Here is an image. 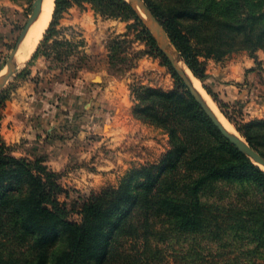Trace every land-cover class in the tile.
<instances>
[{
	"label": "trees",
	"instance_id": "obj_1",
	"mask_svg": "<svg viewBox=\"0 0 264 264\" xmlns=\"http://www.w3.org/2000/svg\"><path fill=\"white\" fill-rule=\"evenodd\" d=\"M145 1L197 77H206L199 54L220 60L233 52L255 55L264 49V0ZM84 3L105 16L140 19L126 0H55L48 31L73 4ZM145 30L157 49L155 38ZM174 73L178 89L146 88L139 94L145 104L138 109L140 117L167 128L172 136L159 170L148 164L131 171L121 185L85 202L80 222L69 219L72 210L59 200L63 188L45 159L15 156L0 141V232L10 231L31 243L35 252L22 262L0 253V264H95L113 256L121 237L166 238L175 230L229 232L264 243V205L237 209L231 204L232 210L222 214L220 204L202 199L218 182L254 185L264 193V171L223 135ZM238 129L264 156V119ZM131 179H136L134 184ZM227 220L232 221L224 223ZM60 238L62 246L57 245ZM120 264L135 263L125 259Z\"/></svg>",
	"mask_w": 264,
	"mask_h": 264
},
{
	"label": "rangeland",
	"instance_id": "obj_2",
	"mask_svg": "<svg viewBox=\"0 0 264 264\" xmlns=\"http://www.w3.org/2000/svg\"><path fill=\"white\" fill-rule=\"evenodd\" d=\"M34 1L0 0V75L32 14ZM53 19L54 15L51 22ZM50 24L29 59L16 64V72L1 90L0 120L7 101L26 80L39 82L46 76L61 73L71 79L70 85L81 86L82 81L87 85L83 71L88 67L92 70L88 76L92 78L90 84L95 92L87 97L91 105L83 115L85 133L79 135L77 129L61 135L75 139V151L80 155L76 154L77 157L60 172L51 168L44 156L16 155L10 145L1 138L0 141L10 146L15 156L45 159L57 173V181L63 188L58 194L59 200L72 210L69 219L80 222L84 203L106 188L121 185L131 171L148 164L158 166L156 169L159 170L165 153L172 146V136L167 128L140 117L138 109L145 104L139 94L146 88L178 89V78L157 41V49L151 43L145 28L153 37L158 36L157 30L148 27L141 19L105 16L91 3H84L82 6L73 4L48 31ZM260 50L255 55L247 50L233 52L220 60L199 54L197 60L207 74L210 64L233 56L248 54L258 60ZM79 76L82 81L77 80ZM197 79L242 139L248 142L238 126L264 119V112L260 113L261 117L249 118L251 111L244 112L234 104L229 106L219 100L204 83V78ZM256 80L260 87L252 90L253 109L264 107V76ZM90 108L92 110L87 111ZM245 114L249 116L245 117ZM135 181L130 180L131 184ZM212 190L211 193L207 190L202 199L220 204L222 214L232 210L231 204L237 209L264 205V193L254 185L244 187L238 182H218ZM9 232H0V253L21 262L31 259L35 255L31 243L17 239ZM61 238L57 241L59 246L64 243ZM125 259L135 264H264V243L260 244L253 236L245 238L229 232L215 235L211 231L175 230L168 232L166 238L161 234L137 240L121 237L114 246L113 256L95 264H120Z\"/></svg>",
	"mask_w": 264,
	"mask_h": 264
},
{
	"label": "crops",
	"instance_id": "obj_3",
	"mask_svg": "<svg viewBox=\"0 0 264 264\" xmlns=\"http://www.w3.org/2000/svg\"><path fill=\"white\" fill-rule=\"evenodd\" d=\"M258 56L257 60L243 54L214 62L204 78V83L219 100L229 106L234 104L244 112L251 111L250 116L244 115L249 118L261 117L260 113L264 112V107H252L255 103L252 90L260 87L256 79L264 76V51L260 50ZM83 72L87 85L80 76L77 80L82 81L81 86L70 85L71 79L61 73L57 75L59 77L46 76L39 82L29 79L7 101L0 120V138L12 147L16 155L44 156L49 166L60 172L77 157L76 154L80 155L75 151V139L61 135L77 129L80 130L79 135L85 133L83 115L91 105L87 97L94 94L95 88L88 76L92 70L87 67ZM97 77L98 74L94 79Z\"/></svg>",
	"mask_w": 264,
	"mask_h": 264
},
{
	"label": "water",
	"instance_id": "obj_4",
	"mask_svg": "<svg viewBox=\"0 0 264 264\" xmlns=\"http://www.w3.org/2000/svg\"><path fill=\"white\" fill-rule=\"evenodd\" d=\"M133 10L136 12L138 17L146 24L148 27H152L157 30L158 36H155V39L159 45V48L164 53L166 58L172 64L176 72L180 75V77L184 80L185 84L189 88L192 95L196 98V100L201 104L203 109L209 115V117L213 120L215 125L219 128V130L223 133V135L230 140L238 149L244 152L248 157H250L256 165H258L264 171V156L253 146H251L246 140L237 137L234 135L220 120V118L215 114L207 105L203 96L199 89L195 86V84L189 80V78L182 72L180 65L177 63V58L181 57V53L177 50L174 45L169 33L167 32L165 26L162 21L155 15L153 10L149 7L145 0H126ZM43 2L44 0H35L33 4L32 14L29 16V19L23 28L17 43L12 50L9 59L7 61L6 67L3 73L0 75V92L9 80V78L14 74L17 70V54L18 51L23 44V41L29 32L30 28L37 22L39 19L42 10H43ZM182 58V57H181ZM186 63V62H185Z\"/></svg>",
	"mask_w": 264,
	"mask_h": 264
},
{
	"label": "bare ground",
	"instance_id": "obj_5",
	"mask_svg": "<svg viewBox=\"0 0 264 264\" xmlns=\"http://www.w3.org/2000/svg\"><path fill=\"white\" fill-rule=\"evenodd\" d=\"M55 7V0H44L43 2V10L42 13L37 20V22L30 28L29 32L27 33L23 44L21 45L18 54H17V63L26 62L33 51L36 49L40 39L42 38L45 30L48 28ZM177 63L180 65L182 72L192 81L195 86L201 92L203 99L209 106V108L217 114L223 124L237 137L242 138L240 136L236 128L227 120V118L223 115V113L218 108V105L214 102L211 96L207 93L206 89L200 84L197 77L193 74L192 70L187 66L183 58H177Z\"/></svg>",
	"mask_w": 264,
	"mask_h": 264
}]
</instances>
